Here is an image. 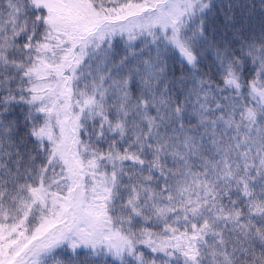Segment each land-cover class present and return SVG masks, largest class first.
I'll return each mask as SVG.
<instances>
[{
	"label": "snow or ice",
	"instance_id": "snow-or-ice-1",
	"mask_svg": "<svg viewBox=\"0 0 264 264\" xmlns=\"http://www.w3.org/2000/svg\"><path fill=\"white\" fill-rule=\"evenodd\" d=\"M0 264H264V0H0Z\"/></svg>",
	"mask_w": 264,
	"mask_h": 264
}]
</instances>
